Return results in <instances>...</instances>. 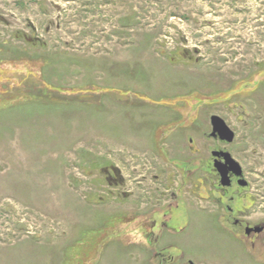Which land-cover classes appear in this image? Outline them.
I'll use <instances>...</instances> for the list:
<instances>
[{
    "label": "rangeland",
    "instance_id": "rangeland-1",
    "mask_svg": "<svg viewBox=\"0 0 264 264\" xmlns=\"http://www.w3.org/2000/svg\"><path fill=\"white\" fill-rule=\"evenodd\" d=\"M218 149L264 217V0H0V264H264Z\"/></svg>",
    "mask_w": 264,
    "mask_h": 264
},
{
    "label": "flooded vegetation",
    "instance_id": "flooded-vegetation-1",
    "mask_svg": "<svg viewBox=\"0 0 264 264\" xmlns=\"http://www.w3.org/2000/svg\"><path fill=\"white\" fill-rule=\"evenodd\" d=\"M222 151L221 149L214 150L212 152L213 158L207 162V165L215 166L214 186L217 189L211 188L212 183L208 187L205 179L200 178L198 181L201 185L198 194L206 199L215 195L216 202L218 201L217 210L219 214L214 216L215 221L231 224L232 229L236 230L239 235H243L245 241H249L255 249L258 248L257 251L259 250L260 253L264 254V217H253L250 211L256 207L258 200L252 197L253 193L248 190L250 181L243 167L241 166V169L238 170L232 167L228 159L221 153ZM215 152L217 153L215 154ZM218 167L224 168L227 174L222 176ZM188 264L197 263L191 258L188 259Z\"/></svg>",
    "mask_w": 264,
    "mask_h": 264
},
{
    "label": "water",
    "instance_id": "water-1",
    "mask_svg": "<svg viewBox=\"0 0 264 264\" xmlns=\"http://www.w3.org/2000/svg\"><path fill=\"white\" fill-rule=\"evenodd\" d=\"M212 125H213V133L216 135L218 133L220 137L224 140L227 141H232L235 132L227 125L225 120L218 116V115H213L212 116ZM217 152H215L216 154ZM219 153V152H218ZM229 161V163L232 165V167L238 169H241L240 163L231 155L230 152L228 151H222L221 152ZM218 170L222 174V176H225L227 174V171L224 168L218 167Z\"/></svg>",
    "mask_w": 264,
    "mask_h": 264
}]
</instances>
